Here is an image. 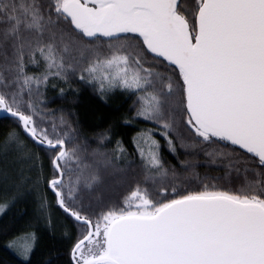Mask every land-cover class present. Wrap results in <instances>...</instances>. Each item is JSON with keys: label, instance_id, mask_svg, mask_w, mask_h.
<instances>
[{"label": "snow or ice", "instance_id": "6c2138e0", "mask_svg": "<svg viewBox=\"0 0 264 264\" xmlns=\"http://www.w3.org/2000/svg\"><path fill=\"white\" fill-rule=\"evenodd\" d=\"M85 89L129 139L50 106ZM0 113V214L55 207L67 264H264V0H0Z\"/></svg>", "mask_w": 264, "mask_h": 264}, {"label": "trees", "instance_id": "16d2710c", "mask_svg": "<svg viewBox=\"0 0 264 264\" xmlns=\"http://www.w3.org/2000/svg\"><path fill=\"white\" fill-rule=\"evenodd\" d=\"M53 92H49V96H53ZM123 97L117 95L108 103H104L92 92L91 89L83 90L75 105L72 103V96L67 99L56 98V103L51 104L52 108L56 107H75L80 113L82 127L91 137L94 132L102 131L110 124L116 125L118 132L124 133L127 140L133 134L131 130L119 128V116L128 108L127 103H122ZM120 105L119 111L117 106ZM10 126V121L0 118V132L5 131ZM171 158V157H170ZM34 196L28 200L17 203L14 207L6 210V214H0V264H21L20 258L16 253L9 249L7 242L14 236L22 234L29 223L33 224L38 237L33 254L31 256L32 264H67V249L69 242L64 236L65 227L71 230V224L64 220L60 212L53 207L52 218L57 224L56 230L49 231L45 227L44 221L36 222V204L33 202ZM63 225V227L61 226Z\"/></svg>", "mask_w": 264, "mask_h": 264}, {"label": "water", "instance_id": "95a60500", "mask_svg": "<svg viewBox=\"0 0 264 264\" xmlns=\"http://www.w3.org/2000/svg\"><path fill=\"white\" fill-rule=\"evenodd\" d=\"M4 117H5V114L0 113V118H4Z\"/></svg>", "mask_w": 264, "mask_h": 264}]
</instances>
